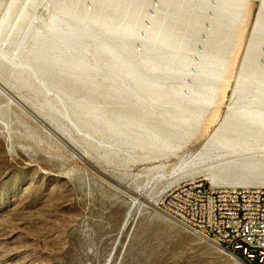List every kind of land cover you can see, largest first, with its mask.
Segmentation results:
<instances>
[{
    "label": "rangeland",
    "instance_id": "1",
    "mask_svg": "<svg viewBox=\"0 0 264 264\" xmlns=\"http://www.w3.org/2000/svg\"><path fill=\"white\" fill-rule=\"evenodd\" d=\"M8 3L0 0V17ZM261 4L244 0L213 98L194 107L199 115L186 127L166 124L157 110L94 73L66 84L47 72L46 94L31 75L0 60V264H243L160 204L179 181L209 174L219 177L216 186H264V129L249 133L259 142L219 133L247 134L246 119L231 108ZM52 10L51 0H38L31 9L35 29ZM187 34L198 52L204 43L218 44ZM238 158L245 170L231 168Z\"/></svg>",
    "mask_w": 264,
    "mask_h": 264
},
{
    "label": "bare ground",
    "instance_id": "2",
    "mask_svg": "<svg viewBox=\"0 0 264 264\" xmlns=\"http://www.w3.org/2000/svg\"><path fill=\"white\" fill-rule=\"evenodd\" d=\"M261 1L263 11L237 76L234 94L238 99L231 108L246 119L247 134L236 128L231 133L219 131L256 142L259 139L249 133L256 127L259 132L264 129V0ZM37 2L9 0L0 17V60L31 75L46 94L52 93L47 72L66 84L70 77L85 81L94 73L110 82L114 90L134 95L137 102L157 110L166 124L181 128L190 126L189 121L198 117L196 105L213 98L214 84L224 69L222 51L244 0H51L49 22L35 29L31 9ZM150 10L152 16L148 14ZM187 33H203L206 40L211 38L218 44L204 43L203 51L198 52L190 46L191 35ZM28 41L31 44L24 50ZM53 94L67 114L63 96L59 91ZM166 116L170 120L166 121ZM159 137L157 132L154 138ZM222 140L218 144L228 146L229 140ZM260 149L264 153V147ZM203 153L201 150L197 156ZM229 163L231 168H246L239 158ZM206 180L214 187L220 182L214 174Z\"/></svg>",
    "mask_w": 264,
    "mask_h": 264
},
{
    "label": "built area",
    "instance_id": "3",
    "mask_svg": "<svg viewBox=\"0 0 264 264\" xmlns=\"http://www.w3.org/2000/svg\"><path fill=\"white\" fill-rule=\"evenodd\" d=\"M160 205L172 220L244 264H264V186L214 187L187 178L168 189Z\"/></svg>",
    "mask_w": 264,
    "mask_h": 264
}]
</instances>
